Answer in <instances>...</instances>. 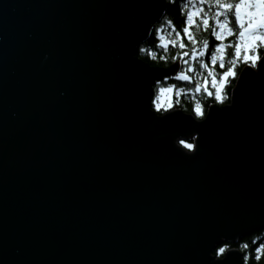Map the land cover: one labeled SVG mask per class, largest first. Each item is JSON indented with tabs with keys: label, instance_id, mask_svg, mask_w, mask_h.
I'll return each mask as SVG.
<instances>
[{
	"label": "water",
	"instance_id": "1",
	"mask_svg": "<svg viewBox=\"0 0 264 264\" xmlns=\"http://www.w3.org/2000/svg\"><path fill=\"white\" fill-rule=\"evenodd\" d=\"M161 5L0 0V264H208L264 223V72L203 123L157 119L130 52Z\"/></svg>",
	"mask_w": 264,
	"mask_h": 264
},
{
	"label": "clouds",
	"instance_id": "2",
	"mask_svg": "<svg viewBox=\"0 0 264 264\" xmlns=\"http://www.w3.org/2000/svg\"><path fill=\"white\" fill-rule=\"evenodd\" d=\"M141 31L130 56L159 73L146 96L147 110L157 119L179 113L203 123L214 109L234 104L246 73L264 72V0H162L158 15ZM177 62L175 75H164ZM180 141H191L193 147ZM171 142L183 155L192 156L199 148V133L178 132ZM241 235L246 239L240 240ZM237 250L243 253V264H261L264 223L233 238L220 235L208 250V264H228Z\"/></svg>",
	"mask_w": 264,
	"mask_h": 264
},
{
	"label": "trees",
	"instance_id": "3",
	"mask_svg": "<svg viewBox=\"0 0 264 264\" xmlns=\"http://www.w3.org/2000/svg\"><path fill=\"white\" fill-rule=\"evenodd\" d=\"M179 27V26H178ZM181 36H182V38L183 39H185V41L187 42V39H186V37H184V35H183V32H182V30H181ZM216 43H219V41H215ZM212 44H210L209 45V52H207L206 53V59H207V56L208 55H210V50H211V48H212ZM171 47V46H170ZM175 75V73L174 74H172L171 76H174ZM180 83H184V82H180ZM246 238L244 237V238H242V239H240V240H245ZM260 243V241H258L257 242V244L256 245H250V248H249V252H251L256 246H258V244ZM250 264H253V262L250 260ZM261 264H264V257H262V259H261Z\"/></svg>",
	"mask_w": 264,
	"mask_h": 264
},
{
	"label": "snow or ice",
	"instance_id": "4",
	"mask_svg": "<svg viewBox=\"0 0 264 264\" xmlns=\"http://www.w3.org/2000/svg\"><path fill=\"white\" fill-rule=\"evenodd\" d=\"M180 143L182 144V145H184L185 147H187V148H192L193 147V145L191 144V143H188V142H185V141H180ZM231 255V254H230Z\"/></svg>",
	"mask_w": 264,
	"mask_h": 264
},
{
	"label": "flooded vegetation",
	"instance_id": "5",
	"mask_svg": "<svg viewBox=\"0 0 264 264\" xmlns=\"http://www.w3.org/2000/svg\"><path fill=\"white\" fill-rule=\"evenodd\" d=\"M178 67H179V65H178V62H177L176 65H174V72L178 70Z\"/></svg>",
	"mask_w": 264,
	"mask_h": 264
}]
</instances>
